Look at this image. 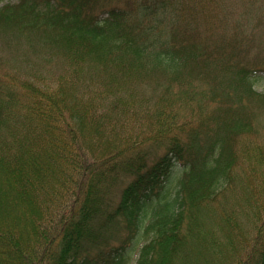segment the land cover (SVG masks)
<instances>
[{
    "label": "trees",
    "instance_id": "trees-1",
    "mask_svg": "<svg viewBox=\"0 0 264 264\" xmlns=\"http://www.w3.org/2000/svg\"><path fill=\"white\" fill-rule=\"evenodd\" d=\"M258 73L264 0L2 4L0 264H264Z\"/></svg>",
    "mask_w": 264,
    "mask_h": 264
},
{
    "label": "rangeland",
    "instance_id": "rangeland-1",
    "mask_svg": "<svg viewBox=\"0 0 264 264\" xmlns=\"http://www.w3.org/2000/svg\"><path fill=\"white\" fill-rule=\"evenodd\" d=\"M16 0H0V6L6 2H15ZM30 56H32V54H29V58ZM33 59V58H31ZM19 63V59H16L15 61H13L12 63H10L8 66H11V64L15 65ZM258 76H256L255 78V83H254V87L257 91L260 92H264V73H258ZM131 125H133V130H135L138 133V130H141L145 133H147L149 130L147 128V123L143 122V123H137V124H133L131 123ZM138 128V129H137ZM181 170L182 167L177 166L173 169L172 171V176L170 178L169 183H167L165 192H166V196L165 197H170L173 196L174 194V190L176 189V185L178 180L180 179V174H181ZM150 210V209H149ZM149 215V213L147 214ZM145 221V220H144ZM145 223H147V220L145 221ZM142 245V242H137L134 246V250H133V258L136 257L137 255V251L140 248V246Z\"/></svg>",
    "mask_w": 264,
    "mask_h": 264
}]
</instances>
